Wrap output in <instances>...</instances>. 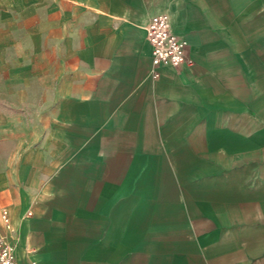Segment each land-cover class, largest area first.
<instances>
[{"label":"crops","instance_id":"obj_1","mask_svg":"<svg viewBox=\"0 0 264 264\" xmlns=\"http://www.w3.org/2000/svg\"><path fill=\"white\" fill-rule=\"evenodd\" d=\"M0 99L18 264H264V0H0Z\"/></svg>","mask_w":264,"mask_h":264},{"label":"built area","instance_id":"obj_2","mask_svg":"<svg viewBox=\"0 0 264 264\" xmlns=\"http://www.w3.org/2000/svg\"><path fill=\"white\" fill-rule=\"evenodd\" d=\"M145 37L150 47L149 73L152 79H157V68L160 66L176 69L182 65H192V60L186 52L187 44L171 31L166 14L159 13L149 18L145 28ZM0 220L5 232L0 236V264H18L13 246L8 241L11 230L6 229L9 228V217L6 210H1Z\"/></svg>","mask_w":264,"mask_h":264},{"label":"rangeland","instance_id":"obj_3","mask_svg":"<svg viewBox=\"0 0 264 264\" xmlns=\"http://www.w3.org/2000/svg\"><path fill=\"white\" fill-rule=\"evenodd\" d=\"M3 105V99H0V106Z\"/></svg>","mask_w":264,"mask_h":264},{"label":"bare ground","instance_id":"obj_4","mask_svg":"<svg viewBox=\"0 0 264 264\" xmlns=\"http://www.w3.org/2000/svg\"><path fill=\"white\" fill-rule=\"evenodd\" d=\"M168 17V16H167ZM14 250V249H13Z\"/></svg>","mask_w":264,"mask_h":264}]
</instances>
